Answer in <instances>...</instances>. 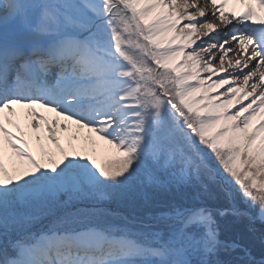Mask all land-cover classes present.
<instances>
[{
	"label": "snow or ice",
	"instance_id": "6c2138e0",
	"mask_svg": "<svg viewBox=\"0 0 264 264\" xmlns=\"http://www.w3.org/2000/svg\"><path fill=\"white\" fill-rule=\"evenodd\" d=\"M257 220L264 0H0V264H264Z\"/></svg>",
	"mask_w": 264,
	"mask_h": 264
},
{
	"label": "bare ground",
	"instance_id": "6f19581e",
	"mask_svg": "<svg viewBox=\"0 0 264 264\" xmlns=\"http://www.w3.org/2000/svg\"><path fill=\"white\" fill-rule=\"evenodd\" d=\"M198 3H199L201 6H204V0H198ZM205 10H206V13L210 16V14H211V6L209 5L208 7H206ZM232 11H235V12L239 13L240 11H242V8H241V6L238 5V4L230 3V4L227 6V8L225 9V12L227 13V12H232ZM218 30L223 31V30H224V29H223V26H220ZM230 55H231V54H230ZM214 79H215V77H214ZM250 99H251V98H250ZM244 103H248V101H245ZM18 111H20V110L18 109ZM45 114L48 115L50 118H51V116H52V114H50V113H45ZM258 119H259V118H258ZM255 122L257 123V121H255ZM20 123H21V126L24 128V131H25V132H28L29 129H28V127H27V123H26V121L21 120ZM73 127H74V126H73ZM10 130H11V129H10ZM33 143H34V142H33ZM78 143H82V141H80V142H78Z\"/></svg>",
	"mask_w": 264,
	"mask_h": 264
},
{
	"label": "rangeland",
	"instance_id": "374dc122",
	"mask_svg": "<svg viewBox=\"0 0 264 264\" xmlns=\"http://www.w3.org/2000/svg\"><path fill=\"white\" fill-rule=\"evenodd\" d=\"M255 123V122H254ZM78 143V142H77ZM98 144H99V148L101 149V150H103V149H105L107 146H105V145H103L102 144V142H98ZM239 228L242 230V231H244L245 232V230H244V228L240 225L239 226ZM246 233V235H247V232H245ZM260 248H261V245H260ZM253 251L255 252V250L253 249Z\"/></svg>",
	"mask_w": 264,
	"mask_h": 264
}]
</instances>
